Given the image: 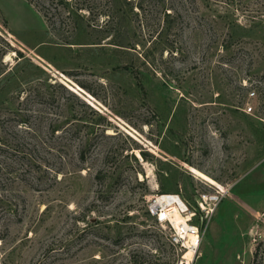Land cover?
<instances>
[{"label":"rangeland","instance_id":"rangeland-1","mask_svg":"<svg viewBox=\"0 0 264 264\" xmlns=\"http://www.w3.org/2000/svg\"><path fill=\"white\" fill-rule=\"evenodd\" d=\"M161 193L264 264V0H0V264H187Z\"/></svg>","mask_w":264,"mask_h":264},{"label":"built area","instance_id":"built-area-1","mask_svg":"<svg viewBox=\"0 0 264 264\" xmlns=\"http://www.w3.org/2000/svg\"><path fill=\"white\" fill-rule=\"evenodd\" d=\"M255 95V91H252L250 93L249 96H254ZM249 109V111L252 110V106L249 105L248 107H246ZM222 193L221 192H216L214 194H204V196L202 197L201 199V207H202V210L205 212V217L208 219L210 217V215L214 212V209L216 207V205L218 204V202L220 201L221 199V196L220 194ZM174 195H179V194H176V193H161L159 195H157V197L153 200V202L151 203L150 205V211L153 215H156V217L158 218L159 221H168L172 226L174 225V223L171 221L170 219V212H173L174 210L172 211H169L170 209H172V206L171 205H167V206H153L154 205V202L157 198L159 197H163V196H168L169 197H173ZM180 196V195H179ZM181 197V196H180ZM174 202V200H173ZM166 205V204H164ZM180 213L182 214H186L188 213L189 211V208L187 206V204L182 200L181 203H178L177 201H175V206ZM186 218V221H187V224L185 226H181V228H176V238H179V239H185V236L188 234V235H195L197 237V243L196 245L193 244L194 246V249L195 251H197L199 245L201 244V238H202V233H201V230L200 228L202 229V225L201 227H199L198 225H194L191 223V217H185ZM206 224H205V229H206ZM187 244L189 245V243H187V240H186V243H182V245L184 247L187 248Z\"/></svg>","mask_w":264,"mask_h":264},{"label":"bare ground","instance_id":"bare-ground-1","mask_svg":"<svg viewBox=\"0 0 264 264\" xmlns=\"http://www.w3.org/2000/svg\"><path fill=\"white\" fill-rule=\"evenodd\" d=\"M175 201H177L178 203H181L182 198L179 195H174L172 198L171 197L168 198V196L159 197L155 200L153 206L158 207L160 205L162 206L171 205L172 209H170L169 211H172V210L174 211L170 212V215H171L170 219L174 223V226L180 229L182 225L185 226L187 224V221H186L185 216L182 213H180L176 207H174ZM185 239L187 240V243H189V245L187 244L188 250L186 251L185 259H186L187 264H190V261L194 258V255L196 254L193 244L196 245L197 237L195 235L187 234L185 236Z\"/></svg>","mask_w":264,"mask_h":264},{"label":"trees","instance_id":"trees-1","mask_svg":"<svg viewBox=\"0 0 264 264\" xmlns=\"http://www.w3.org/2000/svg\"><path fill=\"white\" fill-rule=\"evenodd\" d=\"M131 1V0H130ZM137 5H138V8H143L142 7V5H140L139 3H137ZM82 8L80 7L79 8V11L81 10ZM76 10H77V8H76ZM167 15H169L170 13H166ZM107 15H110V14H107ZM109 36H111V35H109ZM112 38V37H111ZM114 44H117V45H124V43L122 42V41H120V40H115L114 42H113Z\"/></svg>","mask_w":264,"mask_h":264}]
</instances>
